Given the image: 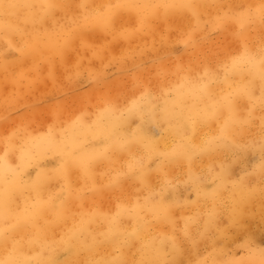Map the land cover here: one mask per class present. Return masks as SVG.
I'll return each mask as SVG.
<instances>
[{
  "label": "bare ground",
  "instance_id": "bare-ground-1",
  "mask_svg": "<svg viewBox=\"0 0 264 264\" xmlns=\"http://www.w3.org/2000/svg\"><path fill=\"white\" fill-rule=\"evenodd\" d=\"M97 1L99 0H87L82 6L76 7L72 0H20L22 3L35 5L52 2L71 6L58 10L55 16L57 24L62 22L64 26H73L72 22L76 21L74 27L80 32L74 45L76 50L72 52L71 63L68 64L72 68L79 65L78 70H81L88 66L89 72H103L102 68L107 63L104 62L105 59L110 61L117 56L126 59L130 53H137L140 58L145 56L155 59L161 54V48L172 42L183 45L184 52L180 57L174 58L180 60L160 56L156 60V66L180 69L181 73L174 71L169 73L171 77L164 76L160 85L153 88L154 95L150 98H140L138 91L129 98H120V103L119 97L114 98L116 94L112 91V103L115 108L102 117H98V105L100 98L106 93L94 92L93 89L96 88L94 85L87 90L86 98L90 101L93 99L92 102L96 103L95 108L88 112L85 106L82 107L83 112L75 114L65 125L55 122L38 132L29 129L28 124H38V117L42 116V110L38 107L5 122L13 125L12 130L0 140V156H5L7 147L5 156L7 163L14 168L19 165L23 169L21 183L23 195L18 196L15 207L23 211L26 208L30 210L32 207L42 206L47 209L45 218L49 221L56 220L57 208L63 206L68 210L64 219L50 226L41 236L40 245H44L43 251L40 245H33L31 248L25 246L19 258L28 261L29 264H35L37 260L47 258L50 254L61 260L71 257L72 246L78 241L76 239L69 241V237L76 230H82V234H77L79 240L84 243H91L92 236L101 240L108 233H112L113 239L116 240L121 238V234L130 236L135 246L130 251L124 250L129 258L136 253L143 241H151L166 251L172 238L177 240L181 238V229L185 225V218L189 216L195 218V223L190 222L188 227L193 237L197 238V242L182 244V253L175 257L177 264H196L198 260L208 257L209 253L218 261L238 257L241 254L237 253L240 251L238 245L245 236H251L259 245L264 238V219L261 218L258 198L248 206L238 224H233L229 217L221 212L217 226L205 233L203 239H199V232L203 229L207 213L213 208V201L203 196L198 197L194 184L186 174L187 165L183 163L169 166L167 169V179L171 183L165 195L176 205L172 210L175 230L171 224L152 217L150 209L154 202L150 193L147 189L140 188L134 181H127L123 185V195L119 199L95 192V188L106 183L105 180H108L111 171L125 166L129 153L139 158L145 167L151 170L149 184L155 187L158 179L163 180L161 173L155 170V153L171 150L181 141L182 134L193 135L197 142L205 135H214L230 116L228 108L221 100L222 95L225 91L235 92L248 81L254 83L252 101L250 102L247 97H237L234 107L243 116L247 114L249 107L255 105L254 123L259 124L262 112L259 106L261 93L258 64L249 66L242 63L237 67L232 66L229 57L239 55L241 52V47L233 36L236 31L235 25L220 30L224 41L207 37L211 32L204 28L206 25L213 26L214 18L224 10L218 5L225 7L231 5V10L235 11L236 6L256 4L259 0H192L193 3L202 6L198 9L199 27L196 26V19L191 12L186 9L159 8L157 11L159 23L154 26L148 21L150 27L147 30H154V33L159 30L160 36L165 35L162 40L165 45L161 48L152 42L147 40L140 42V38H136L142 29L131 31L138 29L139 26L136 16L133 15L135 19L133 20L132 12L127 10L115 14L117 34L106 35V30L95 19V13L99 9ZM164 1L169 5H180L184 2ZM157 14L152 17L155 18ZM41 15L43 13L39 8L32 9L31 12L22 11L19 18L13 19V23L24 30L25 39L38 35L41 42L50 40L53 44L57 43L58 37L55 36L53 22L47 19L41 22L39 20ZM79 16L81 19L88 17L93 22L92 31L83 30ZM214 29L220 28L215 26ZM125 30H129L130 34L122 35ZM255 33L259 35V25L255 26ZM8 39L17 48L23 49V40L19 36L10 35ZM81 41L84 46H81ZM257 43L258 41L253 40L250 47L258 61ZM132 44H136V48ZM5 45V39L0 34V53H3ZM188 47L192 50H188ZM229 48L232 49L228 50ZM88 51L92 55H86ZM20 55L17 52L14 56L8 57L10 63L7 74L4 70V57L0 55V58H3L0 61V74L4 79L11 80L12 74L17 72L11 70L10 65H16L17 70L25 74L31 70L35 61H44L49 65L47 68H51L56 76L62 71L67 72L66 63L59 59L54 47H42V54L35 57L16 59ZM95 64L100 68L94 70ZM225 79L232 84L231 89L224 88ZM82 96L83 99L79 100L78 97L73 99L75 105L85 99V94ZM133 106L137 113L130 114L129 109ZM44 107L47 109L49 105ZM58 111L59 108L55 110V115ZM138 113L143 114V121ZM141 123L144 137L135 131L137 125ZM15 124H19L22 133L16 131ZM52 125L55 126L52 136L49 137L48 131ZM125 139L130 141L128 151L117 152L110 148L108 155L111 162L98 164L93 169L91 179L86 178L78 168L71 167L65 155L69 142L84 152L93 153L103 151L106 145H114L115 142ZM245 139L237 137L238 142H244ZM145 143L150 144L151 149H145L143 146ZM231 156L232 153L227 148H220L212 155L201 156L191 169L192 177H202L208 187H212L213 177L208 174V168L219 171L223 164L229 172L224 177L227 189L239 193L245 186L250 187L253 184L258 186L261 180L259 152L248 151L236 160ZM246 173L250 175H245ZM240 177H244L242 182ZM232 181H237L235 186ZM34 184L37 187L34 188ZM145 221H150V225L146 227ZM5 226V222L0 219V227ZM217 228L222 230L223 234L217 231ZM21 235L27 239L29 232H22ZM213 247L218 252H213ZM102 250L111 252L112 246L107 244ZM230 251H233V254H229ZM3 255V249L0 248V257ZM87 255L88 253H85L81 258Z\"/></svg>",
  "mask_w": 264,
  "mask_h": 264
},
{
  "label": "snow or ice",
  "instance_id": "snow-or-ice-1",
  "mask_svg": "<svg viewBox=\"0 0 264 264\" xmlns=\"http://www.w3.org/2000/svg\"><path fill=\"white\" fill-rule=\"evenodd\" d=\"M215 6V5H214ZM71 7L66 4H58L47 2L41 5L31 3H22L20 0H0V34L3 35L7 47L4 49V70L7 74L8 65L10 63L8 57L14 56L19 52L21 55L16 59H24L25 57H35L42 54V47H54L57 56L63 62H70L72 52L75 51V42L80 36V32L74 27L76 21L72 22L73 26L61 25L58 33V42L53 44L50 40L39 41L38 35H32L30 39H25L24 30L16 23H13L14 18H19L22 11L31 12L32 9L39 8L43 15L39 20H51L56 23L55 13L58 10H64ZM179 7L191 12L196 19V26L199 27L198 9L202 7L199 4L193 3L192 0H184L180 5H157V4H139L134 2L106 5L105 11L95 13L96 22L105 30H112L116 27V15L113 9H124L135 13L138 23V29H148L150 27L148 21L150 15L155 14L158 8ZM224 9L214 18V25L217 28L225 29L232 25L236 26V31L233 33L234 40L240 45L241 52L239 55L229 57L233 67L240 66L242 63H247L249 66H259V81H260V97L259 106L262 112L259 124L254 123L253 108L247 109V114L241 116L235 109L234 104L237 97H247L251 102L253 99L254 83L248 81L241 85L235 92L225 91L221 97L224 105L228 108L230 116L223 124L219 126L214 135H205L197 142L193 135L183 136L180 142L166 152L155 153V170L160 172L163 180H157L156 186L152 187L149 184L150 169H147L144 163L137 157L129 153V159L125 166L121 169L111 171L106 183L95 188V192L107 196L109 198L116 197L119 199L123 195V185L127 181H134L140 188L147 189L150 197L153 200V205L150 209L152 217L160 219L173 226L175 230V221L172 215V210L176 206L175 202L169 199L165 193L170 187V181L167 179V169L172 165H187L186 174L195 186L198 197H206L213 201V208L207 213V218L204 221L203 229L199 232V239H203L205 233L217 226L218 218L221 212L226 214L233 224H238L241 217L248 210V206L253 204L258 198L260 201L261 218L264 219V0H259V3L249 4L247 6H236V10L232 11V6L227 7L218 5ZM86 26L88 17L82 18ZM259 25V35L255 33V26ZM251 30V31H250ZM122 35L130 34L129 30H125ZM10 35H17L23 40V49L17 48L11 40ZM253 40L258 41L257 52L259 60L255 59L250 44ZM81 46L83 41H81ZM40 63H34L33 68L36 71L40 69ZM79 65H74L73 72L69 73L68 79H72L74 75H78ZM180 70V69H178ZM138 71V69H137ZM168 74V70L159 67L156 69V75L163 77ZM49 77L55 82V77L50 72ZM98 87L103 90L106 85L103 77L100 74H94ZM225 89H231L232 84L225 79L223 81ZM131 87L140 93V98H150L154 95L151 80H144L133 76L130 83H118L112 86V89L99 100L98 117H102L105 113H110L114 110L115 105L112 103V91H120ZM129 113H137L135 106L129 109ZM140 115L143 121V114ZM194 123V122H193ZM49 127L48 136H52L53 127ZM144 137L142 131V123L137 125L135 130ZM194 132V129H193ZM110 135V134H109ZM237 137L246 138L244 142H238ZM108 138L107 136L105 137ZM6 138V144H7ZM63 143V140H61ZM130 141L120 140L114 145H106L103 151L88 153L80 150L74 144L69 142L65 153L67 161L71 167L78 168L81 173L88 179H91L93 169L103 162H111V157L108 155L110 148L117 152H126ZM145 149H151V145L145 143ZM220 148H227L232 153L233 160L239 159L248 151L259 152L260 156V174L261 180L259 185L245 186L239 193L234 190H229L226 187L224 177L229 174L228 168L221 164L219 171H215L211 167L208 168V174L213 177V186L208 187L202 177H192L191 169L195 162L203 155H212ZM7 155V147L5 156ZM5 156H0V219L5 222V227H0V248L3 249V257H0V264H29L28 261L19 258L22 249L27 246L31 248L33 245H40L41 236L47 229L59 220L65 218L68 211L63 206L57 208L55 212L56 220L49 221L45 218L44 207H32L30 210H18L15 205L18 196L23 195L21 191L23 169L17 165L13 167L8 164ZM23 159V153H21ZM245 175H250L246 173ZM66 179V177H65ZM244 177H240L242 182ZM235 186L237 181H232ZM37 185L34 184V188ZM120 207V205H117ZM119 215V213L117 214ZM195 223L194 217H186L185 225L181 229L182 236L179 240L172 238L167 250H163L158 245L151 241H143L136 253H133L129 258L126 252L131 250L135 245L132 243L130 236L121 234V238L113 239V234L108 233L104 238L97 240L95 236L91 237V243H84L79 240V235L82 230H76L69 237V241L76 239L77 244L72 246L71 257L63 260L56 258L54 255H49L47 258L37 260L35 264H177L175 257L183 251L182 244L184 242L195 244L197 238L193 237L189 231V223ZM150 221H145V226L150 225ZM29 232L27 239L22 232ZM217 231L222 230L217 228ZM239 239V237H237ZM110 244L112 251L102 250L105 245ZM41 251L44 245H40ZM238 247L241 254L238 257H232L227 260L218 261L209 253L208 257L202 258L196 264H264V241L258 245L251 236H245L240 240ZM54 251V250H53ZM213 252H218L213 247ZM85 253L88 255L81 258Z\"/></svg>",
  "mask_w": 264,
  "mask_h": 264
},
{
  "label": "rangeland",
  "instance_id": "rangeland-1",
  "mask_svg": "<svg viewBox=\"0 0 264 264\" xmlns=\"http://www.w3.org/2000/svg\"><path fill=\"white\" fill-rule=\"evenodd\" d=\"M74 5L76 7H80L83 4L86 3L87 0H72ZM139 3V4H157V5H165L164 0H99L96 4L99 5V9L96 12H103L105 11L104 6L106 5H117V4H124V3ZM162 8V7H161ZM155 10V14H157V11ZM113 12L115 14L119 12H124L126 10L124 9H113ZM154 14V15H155ZM135 15V13L132 12V17ZM153 15H150L149 22H151L154 26H156L160 18L158 17V14L155 18L152 17ZM80 25H84V21L80 18ZM133 20L134 17H133ZM63 25L62 22L57 24V22L54 24V30H55V36L58 37L59 28ZM92 25L93 22L88 19L86 26H84L85 32L92 31ZM204 28L207 29V32L210 31L211 33L207 35V37L216 38L219 41H224V36L220 33V30H216L215 25L213 26H204ZM159 30H157L156 33L153 31H148L147 29L139 30V34L136 36V38H140V42L143 41H149L157 45L161 48V46L165 45L163 43V39L165 35L160 36L158 33ZM117 34V29H112L110 31L106 30V35L114 36ZM203 36V35H202ZM199 38V37H197ZM135 42V41H133ZM133 47L136 48V44H132ZM7 45H5V48ZM231 47V46H229ZM232 48H229L228 50H231ZM188 50H192L190 47H188ZM161 54H157L164 57H171V58H177L178 56L184 52L183 51V45L180 43H168L166 46H163L161 48ZM207 52V51H206ZM110 53V52H108ZM86 54V53H85ZM163 54V55H162ZM86 55H92L90 51L87 52ZM106 55V57H108ZM144 58H140V55L137 53H130L126 59H122L120 56H117L113 58L112 60L105 59L104 62H107L105 66L102 68V71L99 72H89L88 66H85V68H81V70H78V75H74L72 79H68L69 73L73 72V68L71 65H68L71 62H65L67 65L66 73H63V71L59 75H54L51 68H47L49 66L48 64H45L44 61L39 62L40 63V69L39 71L34 70L32 67L31 70L25 74H21L18 70L16 65H10V69L17 71L12 74L11 80L4 79V76H1L0 74V140L8 133L10 132L11 125L13 123L8 124L5 123L6 121H9L10 119L16 118L18 115L31 111L32 109H39L42 110V116L38 117V124H28V128L38 132L41 130H44L46 128V125L54 124L55 122H59L61 125H65L71 118L74 117L75 114L82 111V107L85 106L88 112H92V110L95 108V104L93 103V99L90 101L86 97L88 94L87 90L89 88L95 87L93 90L94 92H101L102 94L108 93L113 85H116L118 83H130L133 79V76L144 79V80H151L152 88L158 87L162 81V78L156 75V60L157 58H147L145 56H141ZM153 59L149 62V60ZM3 58H0V61H2ZM175 61H179L180 59H174ZM169 61V59H168ZM182 61V60H181ZM38 61H35L37 63ZM184 61H182L183 63ZM48 63V62H47ZM64 66V65H63ZM100 68L99 65L95 64V69L97 70ZM170 67H165V69ZM138 69V71H137ZM169 77L171 75L170 72L178 71V73H181L180 70L171 68L167 69ZM3 71V70H2ZM1 71V72H2ZM52 73L55 77V82L49 77V73ZM56 72V71H55ZM100 74L104 81L106 87L101 90L98 85L96 84L95 80L93 79L94 74ZM138 93V90L133 89L131 87H128L126 89L120 90L118 92L114 91V94L122 99H125L126 97H130L133 94ZM82 94H85L84 100L78 104L75 105L73 102V99L78 97L83 99ZM113 98V99H114ZM127 98V99H128ZM121 103V99H120ZM44 105H49V107L46 109ZM50 108V109H49ZM59 108L58 113L55 115V110ZM49 109V111H48ZM53 111V112H52ZM10 115H12V118H10ZM57 121H54V120ZM135 120V119H134ZM5 123V125H2ZM14 128L18 133L21 132V127L19 124H15ZM107 182V179L105 180ZM261 241H264V238L261 239ZM238 254L241 253L240 251H237ZM229 254H233V251H230Z\"/></svg>",
  "mask_w": 264,
  "mask_h": 264
}]
</instances>
